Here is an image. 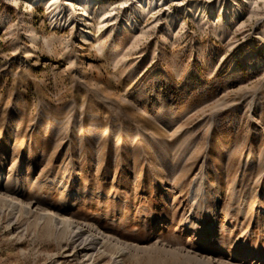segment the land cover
Returning <instances> with one entry per match:
<instances>
[{
	"label": "rangeland",
	"instance_id": "374dc122",
	"mask_svg": "<svg viewBox=\"0 0 264 264\" xmlns=\"http://www.w3.org/2000/svg\"><path fill=\"white\" fill-rule=\"evenodd\" d=\"M53 1L0 0V264H264V0Z\"/></svg>",
	"mask_w": 264,
	"mask_h": 264
},
{
	"label": "bare ground",
	"instance_id": "6f19581e",
	"mask_svg": "<svg viewBox=\"0 0 264 264\" xmlns=\"http://www.w3.org/2000/svg\"><path fill=\"white\" fill-rule=\"evenodd\" d=\"M28 1H38V0H28ZM41 1V0H40ZM43 1V0H42ZM51 1V3H56L55 1H53V0H50ZM88 3V2H87ZM88 5L86 4V7H87ZM133 24V23H132ZM35 44H37V41H35L34 42ZM75 178L74 177H72L70 180H71V183L73 182V181H75L74 180ZM114 197V196H113ZM12 199V198H11ZM14 200V199H13ZM11 203L14 205V206H17L16 204H15V201H11ZM26 203V202H25ZM25 203H23L22 204V207L23 208H27L28 210H30V207H29V205L28 204H25ZM12 205V206H13ZM13 206V207H14ZM19 206V205H18ZM20 206H21V204H20ZM21 207V208H22ZM68 220V219H67ZM69 220H72L70 223H69V221H66L65 223H64V225L67 227V228H70V229H72L75 233H76V235L77 236H84V237H86L87 238V240H89L90 242L89 243H87V244H96L98 241H99V238L97 237V235H95V233L93 232V231H91V230H89L88 228H86V226H84V225H81V224H79V223H77L74 219H72V216H69ZM110 239H112V238H110ZM115 241V240H114ZM113 241V242H114ZM115 243V242H114ZM105 244L106 245H109L108 244V242H105ZM115 245L119 248H121L122 247V244H119L118 242H116L115 243ZM88 256V255H87ZM186 259H188V260H192L191 259V257H187ZM193 263V262H192Z\"/></svg>",
	"mask_w": 264,
	"mask_h": 264
}]
</instances>
